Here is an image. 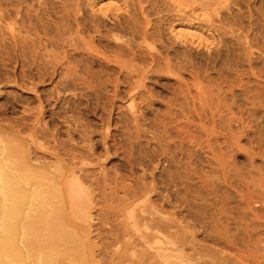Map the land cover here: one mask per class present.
<instances>
[{"label": "rangeland", "instance_id": "374dc122", "mask_svg": "<svg viewBox=\"0 0 264 264\" xmlns=\"http://www.w3.org/2000/svg\"><path fill=\"white\" fill-rule=\"evenodd\" d=\"M0 140L84 194L0 264H264V0H0Z\"/></svg>", "mask_w": 264, "mask_h": 264}, {"label": "bare ground", "instance_id": "6f19581e", "mask_svg": "<svg viewBox=\"0 0 264 264\" xmlns=\"http://www.w3.org/2000/svg\"><path fill=\"white\" fill-rule=\"evenodd\" d=\"M151 33L145 28L143 37L146 39ZM116 48L121 49V46L116 45ZM14 52L15 59L18 61L17 59L20 57L16 54V50ZM135 54L133 53V56H136ZM150 56L157 68L160 67L167 71H180L184 65L175 62L170 57V53L161 58H157L151 53ZM72 57L74 59V56ZM23 58L25 57L23 56ZM62 66L64 64L59 63L60 77H63L60 69ZM78 66H81L80 63ZM53 70L56 71L57 67L53 66ZM76 72L77 70H73V73H67L71 78L69 84L75 82ZM143 77H147V73ZM138 78L142 79L141 75H138ZM137 87H140L138 81L133 88L136 89ZM35 88H37V84H32L31 89ZM59 179V169L31 157V153L22 144L12 141L6 143L0 140V221L2 235L16 236L17 242L19 243L21 240L23 248L26 250L45 251L55 248L61 242L75 241V235L67 228L69 223L64 216L67 211L65 208L59 207L55 200L59 201V198L71 195L75 205L84 207V194L77 182L68 184L67 192L62 191L58 187L60 185Z\"/></svg>", "mask_w": 264, "mask_h": 264}]
</instances>
